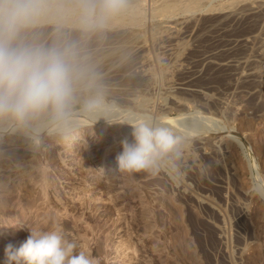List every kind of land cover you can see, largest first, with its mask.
Instances as JSON below:
<instances>
[{"label": "rangeland", "instance_id": "rangeland-1", "mask_svg": "<svg viewBox=\"0 0 264 264\" xmlns=\"http://www.w3.org/2000/svg\"><path fill=\"white\" fill-rule=\"evenodd\" d=\"M170 1L122 0L119 12L103 17L102 27L85 30L84 8L94 7L99 16L104 0H41L53 17L36 21L21 39L45 47L76 45L84 76L77 85L74 121L86 128L87 149L59 154L57 143L46 139V121L15 131L0 121L5 204L0 221L25 211L26 225H35L47 214L46 231L57 221L53 212L62 209L68 218L90 224L92 239L105 230L111 255L115 243L131 236L134 264H264L259 218L264 213V0ZM175 4L189 9L176 5V11ZM162 5H170L169 13ZM97 90L113 121V137H119L108 154L90 129L108 122L79 113L83 100ZM136 120L166 123L179 137L176 148L159 161L157 176L111 171L122 151L120 141L131 139ZM90 165H98L102 178L85 177L76 184L81 166ZM73 182L94 188L89 204L71 199ZM46 201L51 214L38 210ZM29 203L35 209L27 212ZM8 233L0 232V262L9 243L19 247L29 235L26 226ZM252 243L260 244L257 258Z\"/></svg>", "mask_w": 264, "mask_h": 264}, {"label": "clouds", "instance_id": "clouds-1", "mask_svg": "<svg viewBox=\"0 0 264 264\" xmlns=\"http://www.w3.org/2000/svg\"><path fill=\"white\" fill-rule=\"evenodd\" d=\"M122 7V0H104L97 16L94 7L86 6L82 27H102L103 17ZM44 8L41 0H0V121L13 131L40 121H46L49 134L64 133L75 126L77 85L84 76L76 45L45 47L21 39L22 32L34 25ZM79 113L113 122L99 90L83 100ZM178 142L179 137L166 123L133 121L131 139L120 141L122 151L117 153L116 167L111 171L157 176L159 161ZM28 231L19 247L11 243L5 247L0 264H99L96 257L68 237L60 224L47 231Z\"/></svg>", "mask_w": 264, "mask_h": 264}, {"label": "bare ground", "instance_id": "bare-ground-1", "mask_svg": "<svg viewBox=\"0 0 264 264\" xmlns=\"http://www.w3.org/2000/svg\"><path fill=\"white\" fill-rule=\"evenodd\" d=\"M175 1V0H174ZM195 1V0H194ZM196 1H198V0H196ZM196 1H195V3H196ZM172 4H173V0H171L170 1ZM192 2V1H191ZM165 3V2H164ZM168 3V2H167ZM188 3H189V1H188ZM187 3V4H188ZM193 3V2H192ZM194 3V4H195ZM163 4V3H162ZM168 4H170V3H168ZM171 4V5H172ZM183 4V3H182ZM199 4V3H198ZM176 5L177 4H175L174 6H173V8L174 7H176ZM184 5H186V4H184ZM193 5V4H192ZM191 5V3H190V6H192ZM197 5V4H196ZM196 5H195V7H196ZM163 7V9H164V11L165 10H167L166 12H168L169 13V10L171 9L170 8V5H165V6H167V7H165L164 5H162ZM181 6V4L178 6L177 5V9H179V7ZM183 6V5H182ZM181 6V8L180 9H187L188 7H182ZM165 7V8H164ZM195 7H193V9L195 8ZM52 8H53V6H52ZM172 8V9H173ZM176 8H174L175 10H176ZM191 8V7H190ZM163 9H161V8H159V10H161L160 12H162V10ZM174 9L172 10V11H174ZM189 9V8H188ZM48 10H49V8H48ZM46 11V12H42V14L36 19V21H42V19L44 20V19H48V18H52L51 17V15H53L52 13H53V10H51V11ZM58 10H59V8H58ZM123 10V9H122ZM164 11H163V13H164ZM172 11H170L171 13H172ZM177 11V10H176ZM57 12V11H56ZM175 12V11H174ZM54 13H55V8H54ZM57 14V13H56ZM55 14V15H56ZM159 14V13H158ZM165 14H167V13H165ZM62 16V15H61ZM136 16V15H135ZM141 16V15H140ZM71 17V16H70ZM111 17V16H110ZM69 18V17H68ZM68 18H67V20H68ZM129 18V17H128ZM105 19V18H104ZM103 19V20H104ZM108 19V18H107ZM122 19V18H121ZM125 19H126V17H125ZM129 19H132V18H129ZM69 20H72V19H69ZM68 20V21H69ZM110 21L112 20V19H109ZM128 20V19H127ZM140 20V19H139ZM35 21V22H36ZM65 21H66V19H65ZM73 21V20H72ZM75 21V20H74ZM114 21V20H113ZM116 21V20H115ZM114 21V22H115ZM123 21V20H122ZM121 21V22H122ZM133 21H135V20H132L131 22H133ZM67 22V21H66ZM78 22V21H77ZM104 22H106L105 20H104ZM107 22H109L108 20H107ZM112 22V21H111ZM119 22H120V20H119ZM74 23V22H73ZM138 23V22H137ZM122 24V23H121ZM94 123V122H93ZM76 124H78V122L76 123ZM78 125H80V124H78ZM88 125V124H87ZM87 125H82V126H87ZM91 128V130L93 131V132H95L96 133V144H97V146H99V149L103 152V154H108V152H110L111 150H112V152H113V148L116 146V144H117V141H118V138L119 137H113V134H112V126L111 125H109L108 123H105V122H103V123H100V124H97L96 123V125H92V126H90ZM82 128V127H81ZM86 128H84V129H80V127H77V126H75L74 128L72 127V129H70L69 131H67V132H64V133H53V134H47L46 136H47V138L46 139H48V140H51V141H55L56 143H57V149L60 151V153L59 154H63V155H65V156H69V154H71L72 153V148L74 149V147L75 148H82L83 150H84V148H86L87 149V147H85V143H86V141H84L85 139H84V137H85V135H84V131L83 130H85ZM89 129V128H88ZM119 131V130H118ZM117 131V132H118ZM120 132V131H119ZM118 132V133H119ZM122 132H124V131H122ZM88 133H89V131H88ZM94 133V134H95ZM114 133V132H113ZM115 134V133H114ZM117 134V133H116ZM123 136V135H122ZM124 138V137H123ZM183 145V144H182ZM186 146V145H185ZM257 148H258V151H260L261 149H262V146H261V144H257V146H256ZM183 148V147H182ZM56 149V148H55ZM81 149V150H82ZM87 151V150H86ZM33 154H36V153H38V151H37V148L36 149H34L33 151ZM75 152V151H74ZM73 152V153H74ZM41 153V152H40ZM101 153V152H100ZM111 153V152H110ZM109 153V154H110ZM181 153V152H180ZM78 154V153H77ZM102 154V153H101ZM37 155V154H36ZM103 156V155H102ZM59 157V156H58ZM104 157V156H103ZM65 158V157H64ZM59 159V158H58ZM103 159V158H102ZM60 161V160H59ZM98 164V163H97ZM254 165H255V163H254ZM257 165V164H256ZM89 166V165H88ZM88 166H86V167H83V166H81L82 168V170H81V172L80 173H78V175L76 176V184L78 183V184H80V181H82L83 179H86L85 177H92L93 179H101L102 178V175H101V173L100 172H98V171H100V168L99 167H97L96 165H94V166H92L91 167V165H90V167H88ZM259 166V165H258ZM258 166H257V170L256 171H261V169H258ZM32 167L33 166H31V168H30V166H29V168L32 170ZM80 167V166H79ZM28 168V169H29ZM46 168V167H45ZM69 168V167H68ZM27 169V168H26ZM35 169H37V168H35ZM262 169H264V167H262ZM25 170V169H24ZM34 170V169H33ZM38 170H40V169H37L35 172H38ZM254 170V169H253ZM23 171V170H22ZM28 171V170H27ZM45 171V170H44ZM40 172H41V170H40ZM42 172H43V170H42ZM41 172V173H42ZM79 172V171H78ZM84 172V174H82ZM23 173V172H22ZM25 173V172H24ZM29 173L30 174H28V172H26V174L27 175H29L31 178L33 177V175H31V173H33V172H30L29 171ZM39 173V172H38ZM37 173V174H38ZM44 173V172H43ZM20 174V173H19ZM35 174V173H34ZM40 174V173H39ZM105 174H106V172H105ZM22 176V175H21ZM25 176V175H24ZM24 176H23V179H24ZM37 176V175H36ZM26 177V179H28V176H25ZM42 177V176H41ZM34 178V177H33ZM32 178V179H33ZM91 178V179H92ZM104 178V177H103ZM21 180V179H20ZM30 180V179H29ZM29 180H27V181H25V182H28ZM34 180V179H33ZM40 180V179H39ZM43 180V179H42ZM22 181V180H21ZM31 181V180H30ZM2 182V181H1ZM32 182V181H31ZM73 182V183H74ZM72 183V184H73ZM75 183L73 184V185H71L70 186V190H69V194H71V199L72 200H74V201H79V203L78 204H89L90 203V201L89 200H91V196H90V191L92 190V189H94V188H92V186H90V187H88V186H80V185H75ZM84 183V182H83ZM32 184V183H31ZM30 184V185H31ZM43 184V183H42ZM42 184H41V186H42ZM32 185H35L34 183L32 184ZM40 185V184H39ZM87 185V184H86ZM13 186V185H12ZM44 186V185H43ZM14 187V186H13ZM30 187V186H29ZM33 187V186H32ZM38 187V186H37ZM49 187V186H48ZM3 188H4V185H3ZM6 188V187H5ZM12 188V187H11ZM34 188V187H33ZM96 188V187H95ZM7 189V188H6ZM10 189V188H9ZM42 189V188H41ZM1 190H5V189H1ZM34 190V189H33ZM6 191V190H5ZM11 191V190H10ZM93 191V190H92ZM7 192V191H6ZM2 193H4V192H2ZM40 193H41V191H40ZM123 193V192H122ZM5 194H7V193H5ZM1 195H3V194H0V208L2 207V205L4 204V202L2 201V198H1ZM18 195V194H17ZM44 195V194H43ZM4 196V195H3ZM255 196V195H254ZM155 198H157V197H155ZM154 198V199H155ZM153 199V200H154ZM7 200V199H6ZM44 200H45V198H44ZM43 200V201H44ZM256 200H258V198L256 197ZM17 201V200H16ZM81 201V202H80ZM86 201H89V202H86ZM28 202H30V201H27V203ZM152 202H158V199H156V200H154V201H152ZM7 203V202H6ZM9 203V202H8ZM27 203H25V204H27ZM31 203V202H30ZM30 203H29V205H27V207H25V209L24 210H26L27 212H28V209H30V207L32 206V205H30ZM33 204H34V202H32ZM60 203V202H59ZM24 204V205H25ZM36 204H39V202L38 203H36ZM5 205V204H4ZM40 205V206H39ZM38 205V207H39V212H46V211H48L47 213H50L49 211L51 210V209H49L50 207H49V205H48V201H46V202H40V204ZM59 205V204H58ZM10 206V205H9ZM19 206V205H18ZM22 204H21V208H19V210H22ZM26 206V205H25ZM146 206V205H145ZM5 207H7V206H5ZM14 207V206H13ZM17 207V206H16ZM35 207V206H34ZM47 207H49L48 209H46ZM3 209H4V206L2 207ZM26 208H28V209H26ZM32 208H33V206H32ZM30 209L29 211H31V210H33V209H35V208H33V209ZM51 208H54V207H51ZM149 208V207H148ZM45 209V210H44ZM11 210V209H10ZM18 210V209H17ZM17 210H15V211H17ZM59 210V209H58ZM58 210H55L53 213H55L53 216H54V218L57 216V221H55L56 223L55 224H60L62 227H63V229L65 230V232L67 233V235H68V237L70 238V239H73V240H75L80 246H81V249H83V250H86V251H88L92 256H94V257H96L97 259H98V262H99V264H134V262L136 261L135 260V255H136V253H135V249H136V244H134V242H132V241H130L129 240V237H131V236H129V237H127L126 239H128V240H126V239H124V240H122L121 242H118V241H116V242H118V243H115L114 244V249H115V251H114V253H116L115 255H111V251H110V246L108 247L107 245V243H106V237H108L109 235H107L105 232V230H104V232L102 231H100L99 233H97L96 234V236L94 237V239H92L91 237H89L90 235H91V228H90V224H87V222L85 221V220H82V217H81V219H78V218H68L67 217V212L65 213V212H63L62 211V209L61 210H59V212H57ZM149 210V209H148ZM8 210H6V212H7ZM14 211V210H13ZM61 211V212H60ZM19 212H21V211H19ZM23 212H25V211H22V213L21 214H19L18 213V215H17V213H15V216H13V218L11 219H4L3 220V218H2V221H0V232L1 231H3V232H6V234L8 233V232H11V234H14V233H12L13 231L15 232L16 230H17V228L16 227H13V226H9V225H22V226H26V229L28 230V228H37V229H41V230H43V228L46 226V225H44V224H46V222H47V219H48V216H47V214H46V216H43L42 217V220H40L38 223H36V221L37 220H35V222L33 221V224H35V225H37V226H39V227H37V226H35V225H32V224H29V225H26V221H27V218L24 216V213ZM35 212V211H34ZM51 212H52V210H51ZM33 212H31L30 214H32ZM36 213H38L37 211H36ZM52 213V214H53ZM1 214V213H0ZM3 214V213H2ZM4 214H6V213H4ZM27 214V213H26ZM29 214V213H28ZM29 214V215H30ZM40 214H42V215H44V213H40ZM51 214V213H50ZM27 216V215H26ZM33 216V215H32ZM35 217H36V215H34ZM39 216V214L37 215V217ZM124 216V215H123ZM4 217V216H3ZM9 217H10V215H9ZM29 217V216H28ZM37 217H36V219H37ZM40 217L41 216H39L38 217V219H40ZM47 217V218H46ZM77 217V216H76ZM30 218H33V217H31L30 216ZM46 218V219H45ZM53 218V217H52ZM51 218V219H52ZM54 218H53V220H54ZM125 218V217H124ZM259 218L260 219H262V222H264V213H262L260 216H259ZM29 219V218H28ZM35 219V218H34ZM33 219V220H34ZM56 219V218H55ZM121 219V217H119V219L118 220H120ZM122 219H123V217H122ZM150 219V218H149ZM32 220V219H31ZM116 220V219H115ZM14 221V222H13ZM16 221V222H15ZM28 221H30V220H28ZM149 221V220H148ZM30 222H32V221H30ZM53 222V221H52ZM118 222V224H116V225H120V221H117ZM122 223V222H121ZM51 224L52 223H50V225L49 226H51ZM155 224V223H154ZM153 224V225H154ZM150 225V224H149ZM43 226V227H42ZM53 226H54V223H53ZM121 226V225H120ZM119 226V227H120ZM152 226V225H151ZM116 227V226H115ZM149 228H150V226H148ZM50 228V227H49ZM13 229H16V230H13ZM47 229V228H46ZM118 229V228H117ZM45 230V229H44ZM50 230V229H49ZM152 230V229H151ZM47 231V230H46ZM120 231H121V229H120ZM150 231V230H149ZM153 231V230H152ZM118 232H119V230H118ZM122 232V231H121ZM127 232V231H126ZM151 232V231H150ZM154 232V231H153ZM95 233V232H94ZM152 233V232H151ZM150 233V234H151ZM5 234V235H6ZM9 234V233H8ZM110 234V233H109ZM124 234H125V232H124ZM131 234H132V232H131ZM2 235H4V234H2ZM89 235V236H88ZM94 235V234H93ZM107 235V236H106ZM119 235V237L120 236H122V234L120 233V234H118ZM126 235V234H125ZM134 235V234H133ZM132 235V236H133ZM149 235V234H148ZM119 237L117 238V239H119ZM137 236H135V238H136ZM143 237V236H142ZM109 238V237H108ZM124 238V237H123ZM150 238V237H149ZM137 240H138V238H136ZM120 240V239H119ZM134 241V240H133ZM138 241H140V240H138ZM262 242V241H261ZM113 243V242H112ZM135 243H137V242H135ZM262 243H264V242H262ZM260 244H253L252 243V245L250 246V249H252L253 251H252V254H253V257L254 258H257V256H258V253H260L259 252V250H260V246H259ZM81 249H78L77 251H79V250H81ZM138 249V248H137ZM132 250H134V251H132ZM130 251H132L133 253H135V255L133 256L134 258H131L132 257V255L130 256ZM113 252V251H112ZM113 253V254H114ZM133 253H131V254H133ZM138 256V255H137ZM136 256V257H137ZM261 258V257H260ZM139 263H140V261H139ZM254 263V262H253Z\"/></svg>", "mask_w": 264, "mask_h": 264}]
</instances>
